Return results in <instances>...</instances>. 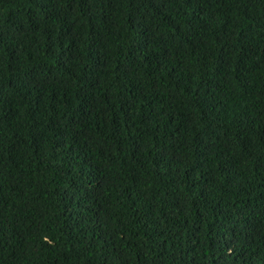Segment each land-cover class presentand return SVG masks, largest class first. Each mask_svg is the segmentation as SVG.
I'll return each mask as SVG.
<instances>
[{"label":"trees","instance_id":"obj_1","mask_svg":"<svg viewBox=\"0 0 264 264\" xmlns=\"http://www.w3.org/2000/svg\"><path fill=\"white\" fill-rule=\"evenodd\" d=\"M0 264H264V0H0Z\"/></svg>","mask_w":264,"mask_h":264}]
</instances>
